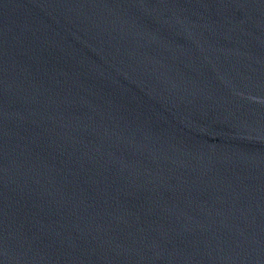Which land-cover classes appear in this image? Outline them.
Wrapping results in <instances>:
<instances>
[{"label":"water","instance_id":"95a60500","mask_svg":"<svg viewBox=\"0 0 264 264\" xmlns=\"http://www.w3.org/2000/svg\"><path fill=\"white\" fill-rule=\"evenodd\" d=\"M0 264H264V0H0Z\"/></svg>","mask_w":264,"mask_h":264}]
</instances>
